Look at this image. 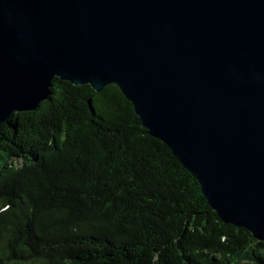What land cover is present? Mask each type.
<instances>
[{
  "label": "water",
  "instance_id": "95a60500",
  "mask_svg": "<svg viewBox=\"0 0 264 264\" xmlns=\"http://www.w3.org/2000/svg\"><path fill=\"white\" fill-rule=\"evenodd\" d=\"M56 76L117 84L220 219L264 241V0H0V123Z\"/></svg>",
  "mask_w": 264,
  "mask_h": 264
},
{
  "label": "trees",
  "instance_id": "16d2710c",
  "mask_svg": "<svg viewBox=\"0 0 264 264\" xmlns=\"http://www.w3.org/2000/svg\"><path fill=\"white\" fill-rule=\"evenodd\" d=\"M120 87L56 76L0 123V264H264ZM20 161V164H17Z\"/></svg>",
  "mask_w": 264,
  "mask_h": 264
},
{
  "label": "rangeland",
  "instance_id": "374dc122",
  "mask_svg": "<svg viewBox=\"0 0 264 264\" xmlns=\"http://www.w3.org/2000/svg\"><path fill=\"white\" fill-rule=\"evenodd\" d=\"M17 164H20V161H17ZM25 264H27V263H25Z\"/></svg>",
  "mask_w": 264,
  "mask_h": 264
}]
</instances>
